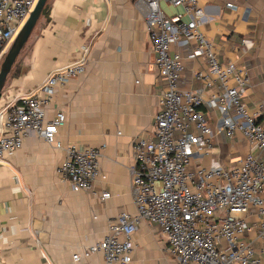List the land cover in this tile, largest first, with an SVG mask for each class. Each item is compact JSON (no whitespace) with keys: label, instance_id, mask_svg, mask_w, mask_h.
I'll return each instance as SVG.
<instances>
[{"label":"crops","instance_id":"0c3cea01","mask_svg":"<svg viewBox=\"0 0 264 264\" xmlns=\"http://www.w3.org/2000/svg\"><path fill=\"white\" fill-rule=\"evenodd\" d=\"M199 5L204 9L199 30L220 62L247 70L243 100L250 112L262 105L258 120L264 122V0H199ZM159 6L167 16L181 12L163 0ZM42 10L0 93V129L4 107L15 96L29 94L52 71L82 58L85 71L55 86L47 107V119L57 111L65 114L55 138L59 146L29 135L0 162V264H105L101 253L78 261L72 256L103 239L121 213L134 215L133 142L154 137L153 116L165 81L132 0H46ZM170 50L183 55L180 90L202 87L194 72L206 70L205 58L192 57L183 45ZM216 91L205 88L204 97ZM206 114L213 146L193 158L192 166L236 164L250 147L238 132L226 138L216 131V110ZM69 145H103L98 162L104 178L89 190L72 191L56 173ZM104 191L109 197L101 199ZM159 229L156 223L138 224L128 264H173Z\"/></svg>","mask_w":264,"mask_h":264},{"label":"built area","instance_id":"2783aa9c","mask_svg":"<svg viewBox=\"0 0 264 264\" xmlns=\"http://www.w3.org/2000/svg\"><path fill=\"white\" fill-rule=\"evenodd\" d=\"M36 1L0 0V62ZM160 1L132 0L144 20L156 69L165 81L153 116L154 137L140 136L133 142L131 189L136 211L118 215L103 239L72 259L101 253L105 264H128L132 234L141 221H147L159 225L173 264H264V122L258 120L262 105L249 111L243 100L249 85L247 70L220 62L199 30L204 23L199 0H163L181 8L172 16L163 13ZM171 45L187 46L192 57L205 58L206 70L194 72L202 87L180 90L183 55L171 51ZM83 59L52 71L37 89L6 104L0 162L21 148L29 135L55 143L65 114L57 111L47 119L46 110L55 86L84 73ZM212 86L217 91L204 97V89ZM215 110L216 131L226 138L240 133L250 150L227 167H193V158L212 149L214 133L206 111ZM102 149L103 145L65 147L56 173L72 191L91 189L98 177L104 178L98 162ZM108 197V192L101 193V199Z\"/></svg>","mask_w":264,"mask_h":264},{"label":"water","instance_id":"95a60500","mask_svg":"<svg viewBox=\"0 0 264 264\" xmlns=\"http://www.w3.org/2000/svg\"><path fill=\"white\" fill-rule=\"evenodd\" d=\"M46 0H37L28 18L16 34L10 48L0 63V93L4 86L6 77L11 70L18 54L25 45L36 21L38 20Z\"/></svg>","mask_w":264,"mask_h":264},{"label":"rangeland","instance_id":"374dc122","mask_svg":"<svg viewBox=\"0 0 264 264\" xmlns=\"http://www.w3.org/2000/svg\"><path fill=\"white\" fill-rule=\"evenodd\" d=\"M30 36V35H29ZM28 40V39H27ZM19 55V54H18ZM18 57V56H17ZM3 59V58H2ZM2 61V60H1ZM1 63V62H0Z\"/></svg>","mask_w":264,"mask_h":264},{"label":"trees","instance_id":"16d2710c","mask_svg":"<svg viewBox=\"0 0 264 264\" xmlns=\"http://www.w3.org/2000/svg\"><path fill=\"white\" fill-rule=\"evenodd\" d=\"M42 12H43V10H42Z\"/></svg>","mask_w":264,"mask_h":264}]
</instances>
